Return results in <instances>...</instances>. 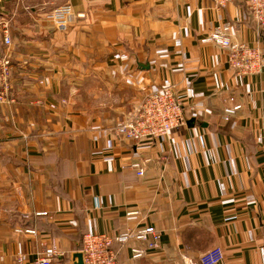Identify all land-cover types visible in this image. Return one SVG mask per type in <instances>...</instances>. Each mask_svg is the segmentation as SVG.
I'll return each instance as SVG.
<instances>
[{"label":"crops","instance_id":"obj_1","mask_svg":"<svg viewBox=\"0 0 264 264\" xmlns=\"http://www.w3.org/2000/svg\"><path fill=\"white\" fill-rule=\"evenodd\" d=\"M67 5L59 29L47 15ZM6 22L14 101L0 105V264H37L53 242L55 260L76 264L87 232L146 225L162 247L134 259L145 244L116 241L119 264H184L216 247L220 264H264V69L237 75L228 49L202 43L228 22L235 42L264 52L245 0H0L1 36ZM165 85L191 126L138 145L120 137Z\"/></svg>","mask_w":264,"mask_h":264},{"label":"built area","instance_id":"obj_2","mask_svg":"<svg viewBox=\"0 0 264 264\" xmlns=\"http://www.w3.org/2000/svg\"><path fill=\"white\" fill-rule=\"evenodd\" d=\"M214 1L219 7H225L231 0ZM245 2L257 25L264 27V0H245ZM70 15L71 7L68 5L62 6L47 15V20L54 23L59 29H65ZM231 31L232 25L226 22L203 37L202 43L214 44L228 49L227 65L237 75L260 74L264 69V52L262 48L257 45L235 42ZM1 32L3 43L9 48L13 44L9 23H3ZM10 77L11 60L8 56L0 57V105L14 101L10 98ZM240 109V104L227 108L225 119L229 120ZM187 123L186 110L183 101L176 93L175 86L165 85L147 92L140 110L135 115L123 119L116 132L129 143L138 145L145 139L159 140L173 130L186 126ZM131 167L137 169L139 176L144 175L143 164L135 162L131 164ZM135 213H138V211H130V214ZM25 231L35 233V231L26 230L25 228L18 229L20 233ZM130 239L145 244V248L132 246L131 251L134 259L143 257L148 248L160 249L162 247L161 232L153 225L139 227L117 236L106 232H87L82 242L84 264H119L118 256L114 250V243L116 241L126 243ZM56 255L57 247L53 242L37 261V264H62V262L55 260ZM222 259L223 251L220 247L213 248L198 258L183 256L184 264H220ZM19 261L23 262V257H19Z\"/></svg>","mask_w":264,"mask_h":264},{"label":"water","instance_id":"obj_3","mask_svg":"<svg viewBox=\"0 0 264 264\" xmlns=\"http://www.w3.org/2000/svg\"><path fill=\"white\" fill-rule=\"evenodd\" d=\"M192 121H193V119L189 120L187 124L191 126ZM75 256L77 257V263L76 264H84L82 253H77Z\"/></svg>","mask_w":264,"mask_h":264},{"label":"rangeland","instance_id":"obj_4","mask_svg":"<svg viewBox=\"0 0 264 264\" xmlns=\"http://www.w3.org/2000/svg\"><path fill=\"white\" fill-rule=\"evenodd\" d=\"M50 14V13H49ZM9 28H10V32H11V27H10V24H9ZM1 34H2V32H1ZM11 36H12V33H11ZM1 35H0V41L3 43V40H1Z\"/></svg>","mask_w":264,"mask_h":264}]
</instances>
